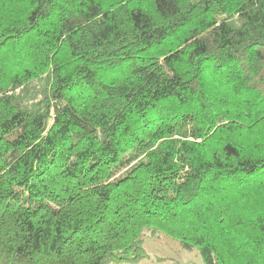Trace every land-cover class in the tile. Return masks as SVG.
<instances>
[{
  "label": "trees",
  "instance_id": "obj_1",
  "mask_svg": "<svg viewBox=\"0 0 264 264\" xmlns=\"http://www.w3.org/2000/svg\"><path fill=\"white\" fill-rule=\"evenodd\" d=\"M162 237L264 264V0H0V264Z\"/></svg>",
  "mask_w": 264,
  "mask_h": 264
},
{
  "label": "rangeland",
  "instance_id": "obj_2",
  "mask_svg": "<svg viewBox=\"0 0 264 264\" xmlns=\"http://www.w3.org/2000/svg\"><path fill=\"white\" fill-rule=\"evenodd\" d=\"M149 258L142 264H202L195 249L187 250L172 238L149 240L146 243ZM155 257H159L160 260Z\"/></svg>",
  "mask_w": 264,
  "mask_h": 264
}]
</instances>
